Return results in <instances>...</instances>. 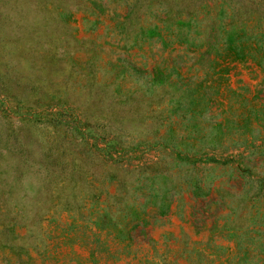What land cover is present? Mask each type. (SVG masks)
Masks as SVG:
<instances>
[{
  "label": "rangeland",
  "instance_id": "374dc122",
  "mask_svg": "<svg viewBox=\"0 0 264 264\" xmlns=\"http://www.w3.org/2000/svg\"><path fill=\"white\" fill-rule=\"evenodd\" d=\"M0 264H264V0H0Z\"/></svg>",
  "mask_w": 264,
  "mask_h": 264
}]
</instances>
